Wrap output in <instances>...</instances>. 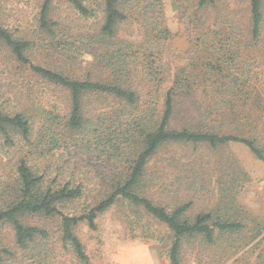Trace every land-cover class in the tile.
Segmentation results:
<instances>
[{"label":"trees","instance_id":"16d2710c","mask_svg":"<svg viewBox=\"0 0 264 264\" xmlns=\"http://www.w3.org/2000/svg\"><path fill=\"white\" fill-rule=\"evenodd\" d=\"M67 1L83 19H96L99 25L56 42L66 36L64 32L72 31L71 26H64V32L57 30L58 24L48 21L43 11L41 29L53 44L48 52L54 51L58 59L64 57L63 63L53 58L45 64L33 63L34 43L13 36L0 24V46L8 48L38 78L60 88L68 99L64 113L34 105L0 111V169L6 166L2 157L12 163L10 172L0 175V228L11 230L13 247L8 248L0 233V264L13 257L37 258L40 264L53 253L52 238L77 264H87L75 228L84 223L96 230L97 217L119 200L140 207L166 227L170 264H182L185 240L200 238L215 245L217 231L229 243L230 236L252 222L236 201L246 185L241 180L245 174H231L227 183L221 182V202L216 208L192 214L190 196L170 206L148 196L147 191L159 181L158 171L150 174L149 163L162 148L172 145H189L195 153L202 146L217 150L238 144L264 164V127L257 121L264 113V97L260 98L264 0H248L245 22L228 0H195L194 47L182 53V63L171 74L169 64L162 60V41L169 31L163 25L158 0L139 1L135 7L134 0H102L100 6ZM132 15L141 18V40L122 38L118 33ZM257 51L258 57L242 58ZM82 54L92 58L88 68L73 62ZM69 64L74 67L72 74L66 69ZM185 113L182 125L172 124ZM71 151L108 164L109 173L77 169L68 160L58 162ZM190 160L182 166L187 175L181 182L194 191L205 180ZM176 161L171 158L168 166L181 163ZM35 218H57L56 234L33 224Z\"/></svg>","mask_w":264,"mask_h":264},{"label":"rangeland","instance_id":"374dc122","mask_svg":"<svg viewBox=\"0 0 264 264\" xmlns=\"http://www.w3.org/2000/svg\"><path fill=\"white\" fill-rule=\"evenodd\" d=\"M101 1L84 0L83 2L94 6L95 3L99 5ZM139 1L143 2V0H134L133 6L135 7ZM228 1L238 11L241 21H247L248 0ZM158 2L163 25L169 31L168 38L162 41L164 44L162 60L169 64L171 74L174 73L175 67L182 63V53L194 47L197 26L194 18L198 11L194 8L195 0H158ZM157 9L158 7L154 10V14ZM43 11H46L48 21L58 24L57 30L63 31L64 26H71L72 31H63L66 36L63 39L57 38L56 42L67 41L70 34L97 29L99 25L96 19H83L67 0H0V24L13 36L34 43L36 52L30 55L33 63L45 64L44 61L49 58L54 60L59 58L54 51L48 52L53 44L52 39L50 37L48 39V34L41 29L40 19ZM133 13L137 14V10ZM209 16L213 17V14ZM118 33L122 38L141 40V18L132 15L130 23L122 25ZM252 55L258 57L260 52L247 53L242 58ZM91 59V56L82 54L80 59L73 62H78L79 68H88ZM58 60L63 63L64 57ZM262 65L264 73V62ZM66 69L72 74L74 67L69 64ZM260 91V98H263L264 87H261ZM67 101L66 94L60 88L38 78L28 66L18 63L8 48L0 46V111L10 112L34 105L56 114L64 113L67 111ZM187 114L176 116L172 124L182 125V118ZM257 121L259 127L260 124L264 127V113H261ZM171 158L177 160L176 163H181L168 166V160ZM1 160L2 163L6 162V166L0 169V175L9 173L12 163H7L4 157ZM66 160L75 162L77 169L86 167L98 173L103 169L108 172L109 165H101V160H97L94 156L71 151L68 155L58 158L59 163ZM189 160L199 166L197 175L205 180L203 186L197 183V187H193L194 191L187 190L186 183L181 182V178L187 175V171L182 170L184 168L182 166ZM156 171L159 173V181L147 191L148 196H151L154 202L168 203L169 206L180 202L185 196H190L194 203L192 214L203 209L211 211L216 208L221 202V182L223 185L231 179L229 177L231 174L237 176L239 172H243L245 175L241 180L246 182V185L236 196V201L251 216L252 222H249L241 233L228 237L229 243L225 242L224 236L219 235L217 231L214 234L215 245H209L200 238L185 240L180 258L182 264H264V164L255 159L245 147L233 144L212 150L202 146L193 153L189 145H172L162 148L150 161V174ZM197 188L201 190L198 191ZM31 222L42 225L56 234L57 218L50 220L35 218L31 219ZM0 229V233L5 235V240L9 243L8 248L13 250L10 243L11 230L7 227ZM260 231L262 234L254 239ZM75 233L84 245L89 259L87 264H148L144 258L145 249L155 264H170L167 257L170 245L167 241L170 240L169 231L140 207L125 200H119L97 217L96 230L92 231L81 223L75 228ZM50 247L53 253L49 258H44L40 264H77L55 238L50 241ZM38 262L37 258L13 257L4 264H39Z\"/></svg>","mask_w":264,"mask_h":264},{"label":"clouds","instance_id":"9594fccd","mask_svg":"<svg viewBox=\"0 0 264 264\" xmlns=\"http://www.w3.org/2000/svg\"><path fill=\"white\" fill-rule=\"evenodd\" d=\"M144 258L147 260L148 264H155L151 257L148 256L147 250L144 251Z\"/></svg>","mask_w":264,"mask_h":264}]
</instances>
